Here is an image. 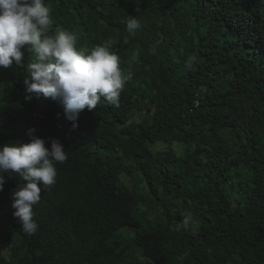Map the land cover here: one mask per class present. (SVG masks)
Segmentation results:
<instances>
[{
  "label": "trees",
  "instance_id": "trees-1",
  "mask_svg": "<svg viewBox=\"0 0 264 264\" xmlns=\"http://www.w3.org/2000/svg\"><path fill=\"white\" fill-rule=\"evenodd\" d=\"M47 4L50 34L111 39L131 79L119 107L86 109L73 129L60 102L25 100L26 68H0V145L30 143L35 128L67 152L34 235L11 207L21 181L6 176L0 264H264V0Z\"/></svg>",
  "mask_w": 264,
  "mask_h": 264
},
{
  "label": "clouds",
  "instance_id": "clouds-1",
  "mask_svg": "<svg viewBox=\"0 0 264 264\" xmlns=\"http://www.w3.org/2000/svg\"><path fill=\"white\" fill-rule=\"evenodd\" d=\"M50 9L47 0H0V68H26L25 100L52 99L64 107L63 118L77 128L81 112L93 111L98 105L119 107L125 84L131 79L120 66V57L113 50L111 39L91 48L78 47L79 33L56 30L51 33ZM141 24L129 16L126 31L135 35ZM25 53H28L25 62ZM195 57L184 62L193 68ZM60 119V114H57ZM28 130L30 143L0 145V191L8 178L21 181L12 194L13 215L22 225V232L34 235L39 228L34 219V206L41 201V192L54 185L56 165L67 159V152L58 139L46 141ZM194 225L190 214L175 226L176 231Z\"/></svg>",
  "mask_w": 264,
  "mask_h": 264
},
{
  "label": "rangeland",
  "instance_id": "rangeland-1",
  "mask_svg": "<svg viewBox=\"0 0 264 264\" xmlns=\"http://www.w3.org/2000/svg\"><path fill=\"white\" fill-rule=\"evenodd\" d=\"M125 181H126L127 184L131 183V179L130 178H126ZM2 253H3V255L7 256L9 254V248L6 247L5 249H3Z\"/></svg>",
  "mask_w": 264,
  "mask_h": 264
}]
</instances>
